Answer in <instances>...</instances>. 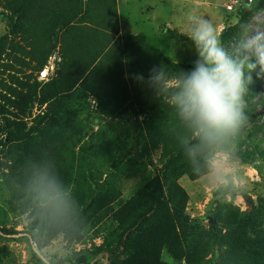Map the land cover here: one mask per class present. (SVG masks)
<instances>
[{
  "label": "rangeland",
  "instance_id": "374dc122",
  "mask_svg": "<svg viewBox=\"0 0 264 264\" xmlns=\"http://www.w3.org/2000/svg\"><path fill=\"white\" fill-rule=\"evenodd\" d=\"M241 3L0 0V264H39L29 232L49 264H264V78L237 141L215 148L227 183L145 83L193 67V7L229 50L264 31L263 7L222 38ZM43 173L64 193L55 210L34 199Z\"/></svg>",
  "mask_w": 264,
  "mask_h": 264
},
{
  "label": "clouds",
  "instance_id": "9594fccd",
  "mask_svg": "<svg viewBox=\"0 0 264 264\" xmlns=\"http://www.w3.org/2000/svg\"><path fill=\"white\" fill-rule=\"evenodd\" d=\"M185 25L183 35L192 41L197 55L193 67L172 73L160 66L150 70L146 81L142 74L136 79L157 92L166 90L180 126L198 141L189 152L194 155L210 150L207 163L213 179L227 183L229 156L215 148L237 141L247 123L245 95L253 74L264 78V31L253 32L229 50L217 27L200 16L195 7L186 15ZM32 190L42 209L55 210L64 202V193L53 174L37 176ZM36 257L39 264H49L45 250L39 246Z\"/></svg>",
  "mask_w": 264,
  "mask_h": 264
},
{
  "label": "trees",
  "instance_id": "16d2710c",
  "mask_svg": "<svg viewBox=\"0 0 264 264\" xmlns=\"http://www.w3.org/2000/svg\"><path fill=\"white\" fill-rule=\"evenodd\" d=\"M264 7V0H250L249 2H245L244 0H242V3L239 7V9H237V18H236V22L233 25L228 26L222 33V38H226L229 35H231L233 32L236 31L237 28H239V26H241L242 24L245 23L247 17L250 15V13L253 10L256 9H261ZM164 94L161 96V98H163ZM2 233H7V229H1L0 230ZM28 238L30 240V242L37 248L38 246L40 247V242L38 241V239L36 238L37 235L33 232H29L28 233Z\"/></svg>",
  "mask_w": 264,
  "mask_h": 264
},
{
  "label": "water",
  "instance_id": "95a60500",
  "mask_svg": "<svg viewBox=\"0 0 264 264\" xmlns=\"http://www.w3.org/2000/svg\"><path fill=\"white\" fill-rule=\"evenodd\" d=\"M210 222H213V220L211 218H209Z\"/></svg>",
  "mask_w": 264,
  "mask_h": 264
}]
</instances>
